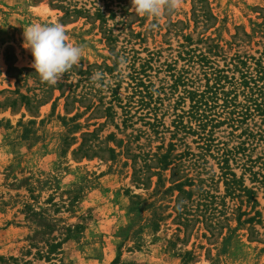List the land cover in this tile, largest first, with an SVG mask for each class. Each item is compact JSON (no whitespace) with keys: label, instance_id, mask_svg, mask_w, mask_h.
Here are the masks:
<instances>
[{"label":"rangeland","instance_id":"1","mask_svg":"<svg viewBox=\"0 0 264 264\" xmlns=\"http://www.w3.org/2000/svg\"><path fill=\"white\" fill-rule=\"evenodd\" d=\"M75 8L89 9L91 17L75 14ZM97 8L112 44L95 17ZM54 22L84 52L78 65L50 85L32 66L24 28ZM184 34L194 46L211 36L228 56H259L264 0H179L175 8L162 7L159 16L138 13L132 0H0V264H13L11 257L31 264H264V186L249 174L245 183L259 201L253 208L246 197L226 196L210 156L197 164L183 161L174 179L187 174L195 185L186 187L193 194H183L180 204L179 192L167 190L171 170H161L160 181L158 175L148 178L160 171L151 160L160 146L173 140L177 153L187 146L198 152L193 135L172 139L175 97L160 113L159 133L135 110L127 123L120 107L105 110L112 98L107 85L120 77L119 95L127 101L132 55L160 50L161 60L171 61ZM115 57L117 68L109 74L104 64L113 66ZM96 72L103 78L94 81ZM154 74L159 86L165 73ZM233 167L241 176L243 170ZM134 168L141 170L137 176ZM243 211L261 214L240 223Z\"/></svg>","mask_w":264,"mask_h":264},{"label":"trees","instance_id":"2","mask_svg":"<svg viewBox=\"0 0 264 264\" xmlns=\"http://www.w3.org/2000/svg\"><path fill=\"white\" fill-rule=\"evenodd\" d=\"M73 12L79 16L86 13L87 17H91L89 9L75 8ZM70 13L66 11V15ZM95 17L101 20V26L105 28L106 17L100 8H97ZM104 34L110 44L115 41L108 28H105ZM141 36V33L136 34V37ZM196 43L198 45L194 46L192 36L184 34L179 53L171 61L163 62L160 50H148L145 57L132 55L130 72L127 74L131 92L126 97L127 101L124 103L125 99L119 95L124 81L120 77L115 84L107 85L112 98L105 110L112 113L115 106L120 107L125 123L133 119L132 112L135 110L141 113L140 118L153 132L159 133L164 125L161 111L166 106V100L175 97L172 139L177 138L179 133L184 134L178 141L185 135H193L198 152L187 146L177 153L179 145L173 140L167 148L160 146L151 159L159 165L160 171L151 172L148 178L151 180L152 176L158 175L160 181L161 170H171V186L167 190L179 192L176 202L180 204L183 194L188 197L193 194V190L186 187L195 185V180L187 174L174 179L175 175L181 173L183 161L189 158L197 164L210 156L220 169L219 178L225 185L226 196L246 197V203L251 204L252 208L256 207L259 204L257 191L246 185L245 175L249 174L252 182L264 186V49L259 56L239 51L228 56L224 47L211 36H203ZM115 55L119 56L118 53ZM219 58L224 60V64H220ZM114 61L113 66L104 64L109 74L117 68L116 57ZM180 61H183L181 67ZM154 71L165 73L159 86L154 81ZM110 151L115 153L113 148ZM134 163L137 161L134 160ZM145 164L149 166L147 161ZM234 165L243 170L241 176H238ZM140 171L134 168V176ZM260 214L259 211L253 216L249 211L239 212L237 221L253 222ZM245 215L248 218L243 221ZM51 255L48 252L45 258L50 260ZM4 259L1 258L3 262ZM10 260L13 264H31L15 257Z\"/></svg>","mask_w":264,"mask_h":264},{"label":"clouds","instance_id":"3","mask_svg":"<svg viewBox=\"0 0 264 264\" xmlns=\"http://www.w3.org/2000/svg\"><path fill=\"white\" fill-rule=\"evenodd\" d=\"M179 0H132L135 10L141 14L159 16L162 7L175 8ZM24 46L34 57L32 66L42 81L56 85L63 74L78 65L83 57L81 45L68 42L64 25L35 23L24 28ZM103 78L101 72L94 73L92 79Z\"/></svg>","mask_w":264,"mask_h":264}]
</instances>
